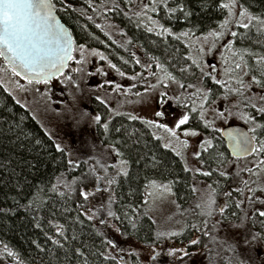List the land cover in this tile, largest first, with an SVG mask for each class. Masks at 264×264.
I'll return each mask as SVG.
<instances>
[{"label":"trees","instance_id":"1","mask_svg":"<svg viewBox=\"0 0 264 264\" xmlns=\"http://www.w3.org/2000/svg\"><path fill=\"white\" fill-rule=\"evenodd\" d=\"M52 2L62 21L69 27L74 45L95 46L117 68L130 72L139 69L135 58L139 55L146 60L156 61L162 74L183 83L199 75L198 64L193 62L190 55L193 38L204 37L220 29V24L228 17V9L219 7L220 3H227L228 0H210L209 6L204 9H201L200 0H186L187 9L193 13L191 19L196 22L194 28L180 13L169 14L162 5L152 12L150 8L145 11L144 7L140 11L131 10L133 0ZM181 2L169 0V6L176 7ZM146 4L150 5L151 0L144 1L143 5ZM237 4L239 10L243 6L252 15L264 19V0H237ZM105 20L121 28V44L100 27L99 22ZM237 20L234 17L232 21L238 36L232 37L231 55L236 53L234 56L240 61L243 57V63L247 65L245 70L252 77L255 76L260 81L257 85L262 87L264 72L258 58L264 56V30L258 31L255 23L249 29L242 28ZM161 25L171 29V35H158ZM149 27L153 31H148ZM190 28L192 35H180ZM135 49L136 53L133 51ZM181 62L190 66L189 74L179 70ZM0 63L10 72L1 57ZM211 81L203 77V82L209 85V96L217 89V84ZM96 105L101 120L94 126L95 137L111 146L119 159L126 161L125 170L116 176L112 185L111 211L115 217H119H111L113 224L109 221L103 199L97 192L90 191L94 184V172L88 162L74 156L72 148L62 145L58 135L46 130L30 109L4 87L0 79V209L6 210L0 211V264H144L132 249L128 251V245L134 246L133 243H136L142 250L141 254L146 255L165 238L160 235L162 230L159 231L156 222H153L149 205L143 198L152 180L167 182L175 194L182 224L180 231L176 232L179 234L174 236L175 240L178 238V242H188L195 236L205 259L209 253L215 256L211 260L215 264H247L241 253L233 250L225 252L223 246L220 248L217 243L212 246L214 237L208 231L212 225L208 223V218L204 219L207 221L202 220V214L190 206L193 197L191 173L184 171L185 165L179 155L157 139L158 136L154 135L151 126L144 123L145 120L131 119L123 113L110 116L102 103ZM103 110L106 114L101 112ZM194 112L186 125L200 132H210L213 145L207 151L201 149L198 159L204 169L212 173L206 177L216 189L215 193L227 199L223 214L219 209L215 213L224 216L225 210L234 208V218L238 220V211L244 206L246 187L255 176L257 180L262 177L260 172L264 170V163L261 161H264V156L259 153L245 158L231 156L221 138V129L210 131L200 119L194 118ZM248 112L255 119L252 127L255 132L250 133L264 140V118L252 107H248ZM105 124L108 125L107 130ZM243 125L247 124L243 122ZM231 159L236 161V165L228 170L226 165ZM221 171L226 175L221 176ZM251 189L254 195L257 190ZM83 190L92 194L88 200L80 195ZM227 192L232 195L226 196ZM258 198L262 200L264 197ZM30 201L34 203L25 209L23 205H28ZM237 203L239 207H236ZM259 208L262 209L261 205L253 204L249 211L259 213ZM93 211L96 212L95 216ZM101 219L104 223H101ZM37 224L40 226L37 227ZM57 225L63 226L62 235ZM205 232L208 234L205 235ZM115 235L124 243L117 242ZM256 236L264 244V236L260 232ZM109 239L118 245V249L107 244ZM219 248L223 250L219 252ZM9 251L14 255H8ZM109 256L115 259H106Z\"/></svg>","mask_w":264,"mask_h":264},{"label":"rangeland","instance_id":"2","mask_svg":"<svg viewBox=\"0 0 264 264\" xmlns=\"http://www.w3.org/2000/svg\"><path fill=\"white\" fill-rule=\"evenodd\" d=\"M144 1L146 0H133L134 7H131V10L140 11L144 7ZM233 13V17L230 18L231 23L227 26L222 38L217 39L209 35L193 38L190 55L199 65V75L184 83L172 76L162 74L156 61L146 60L139 55L135 57L136 61H140L139 69L134 72L121 70L125 73L122 77L115 69L109 67V63L112 64V62L103 51L95 46L83 44L73 45L74 59L69 61L61 75H57L47 84L30 83L14 74L11 69L9 72L2 63H0V79L4 87L19 99L20 103L30 109L46 130L58 135L62 145L69 146L75 151L74 156L88 162L94 172V184L90 191L98 193L108 212L113 202V183L109 184L108 180L116 178L122 166L125 170V164L122 165L123 160L115 155L111 146L103 144L95 137L94 126L97 123L95 117L99 115L97 103H102L110 116L123 113L137 119L169 123L170 126L173 123V117L179 118L183 114L190 116L195 109L194 118L200 119L210 131H219L227 125L243 124V122L247 124L248 130L253 127L254 124L247 119L248 107H251L253 103L257 108L264 107V100L261 99L264 97V87L253 82L252 75L245 68L235 72L230 71L238 58L231 55L226 45L233 39L231 32L235 31L232 23L234 17L240 19L238 4L233 9ZM246 20L245 18L243 22L246 23ZM99 23L115 42L119 44L123 42L120 35L121 28L116 24L109 20ZM215 31H222V29ZM205 37L207 39H204ZM80 45L84 46L83 55H81ZM133 51L136 53V49ZM94 52L96 54H93ZM100 54L106 59L101 60ZM79 60H82V63H77ZM238 62L241 61L238 59ZM180 64V71L183 69L185 74L191 72L188 64L185 62ZM97 68H102L106 74H98ZM75 69L80 70L75 71ZM204 73H210V75H204ZM203 77H208L212 80L211 82L217 84L216 93L209 96V85L203 82ZM217 80L219 83L216 82ZM116 84L121 85L119 90H114ZM205 94L208 96L207 100L203 99ZM157 111L164 115L155 117L154 113ZM220 113L225 115L220 116ZM152 129L161 143L176 152L185 167L189 169L193 193L190 206L202 214V220L208 218V223L212 225L208 230L214 237L212 246L217 243L220 248L223 246L225 252L233 250L241 253L247 264H264V244L256 236L259 232L264 236V218H260L256 212L249 211V207L253 204L261 205L262 209H257L258 212L264 210V204H261V199L258 198L264 197V170L260 172L261 178L258 177L257 180L255 176L254 180H250L249 187H246L243 194L244 209L239 208L238 220L234 218L233 213L236 210L234 208L230 211L225 210L224 216L218 212L211 216L206 215L210 198H214L218 206L227 205L224 195H217L212 191L214 188L207 177L202 175L207 170L194 155L196 151H201L200 145L203 140H210V132H200L184 125L176 130L177 137H172L164 129L155 127ZM186 130H195L199 136L186 137L183 135ZM184 140L188 142L186 147L183 144ZM235 165L236 161L231 159L227 162L226 169H234ZM165 186L169 190L166 191ZM251 188L257 190L254 195L252 191H249ZM110 198L111 203H109ZM143 198L149 205L153 222H156L159 231L162 230L160 235L165 238L153 246L149 254L142 255L140 247L133 242L135 247L129 244L128 251L132 249V252L142 258L144 264H215L211 261L212 258L215 259V256H210L208 253L205 259L203 249L198 244L190 243L192 239L188 242H178V238L175 240L174 236L170 235L180 231L182 224L179 220L178 212L181 211L178 210L175 194L167 182L152 180L147 185ZM261 201H264V198ZM218 209L219 207H215V211ZM248 211L250 215L247 214ZM92 214L95 216L96 212L93 211ZM109 221L113 224V218L110 217ZM115 239L121 244L124 243L120 242L116 235ZM220 248L219 252L223 250ZM185 252L187 255H184Z\"/></svg>","mask_w":264,"mask_h":264},{"label":"snow or ice","instance_id":"3","mask_svg":"<svg viewBox=\"0 0 264 264\" xmlns=\"http://www.w3.org/2000/svg\"><path fill=\"white\" fill-rule=\"evenodd\" d=\"M210 0H200L201 9L207 8L209 6ZM162 5L163 9H165L169 14L180 13L184 20L187 21L192 27L196 26V22L191 19L193 16L192 11L188 10L186 7V0H182L181 3H178L176 7L169 6V0H151L150 5H144L145 11L149 8L152 12H156L158 6ZM71 5H69L70 7ZM237 6V0H228L227 3H220L219 7L221 9H228V17L229 19H225L220 24V29L222 31H213L209 32L208 35L215 37L217 39L222 38L225 35V31L227 30V26L231 23V17H233V9ZM118 7V6H117ZM55 5L52 0H0V56H4L7 58L9 64L12 66V70L14 74L20 75L23 73L26 77L29 78V82L31 83L33 80L36 83L43 82L47 84L51 78L57 75H61L63 69L67 67L68 61L74 59L73 52L75 51L73 47V41L69 34L64 30V28L56 22V17L53 15V10ZM240 19L236 22L237 24L245 29H249L254 23L259 30H264V19H261L258 16L252 15L243 6H240ZM247 19V23L243 22L244 19ZM156 23V22H154ZM161 27V32L158 35L169 34L171 35V29ZM148 31H153V28L149 27ZM181 36H189L192 35V29L189 31L182 32ZM232 37L238 36V33L235 31L231 32ZM179 38V37H178ZM204 39H207L205 37ZM214 46V44H213ZM81 55H83V45H80ZM229 51L232 50V41H229V44L226 45ZM203 51V49H200ZM93 54H96L95 52ZM236 53H233L235 55ZM100 59L105 60L102 54H100ZM195 63V61H193ZM77 63H82V60L77 61ZM127 63V62H125ZM137 64L140 63L139 60L136 61ZM258 63L261 65V70L264 72V56H260L258 58ZM199 66V65H197ZM109 67L115 69L120 76H124L125 73L116 67L115 64L109 63ZM157 67H160L157 65ZM247 65L243 63V57L241 56V62L234 63V66L230 69L231 72H235L236 70H242L246 68ZM80 69H75V71H79ZM214 70V66H213ZM183 71V69H182ZM96 72L98 74H106L102 68H97ZM204 75H210V73H204ZM130 79H135V77H130ZM213 79H215L213 77ZM253 82L260 83V81L256 80V77L253 76ZM219 83V81H216ZM106 83H111V81H106ZM242 84V82H240ZM183 87V85H181ZM191 87V86H189ZM264 87V85H262ZM121 88L120 84L115 85L114 90H119ZM231 90V89H230ZM239 91V89H237ZM161 95H165V93H161ZM99 99V98H98ZM203 99L207 100L208 96L205 94ZM264 100V97H261ZM253 109H256L257 112L261 114V117L264 118V107L257 108L256 104H251ZM195 111V109H193ZM162 112H155V117L163 116ZM224 113H220V116H224ZM203 116V113H201ZM131 119H137V117H130ZM95 119L97 121L101 120L100 116H96ZM249 122L255 124V119L252 116L247 117ZM172 125L169 123H157L154 120H145L144 123L149 126L155 127L157 129H164L167 131L172 137H177V129H180L181 126H184L189 121V116L187 114L181 115L179 118H172ZM207 127V125H206ZM256 127H261L260 125H256ZM105 130H107L108 125H104ZM250 132H255V128L249 129ZM184 136L196 137L199 136V133L195 130H186L183 133ZM231 135V134H230ZM159 139V137H157ZM187 140L183 141L184 146H187ZM212 142L211 140H203L201 142V149L207 151L208 148H211ZM167 147V145H165ZM234 153H259L261 156H264V140H260L255 136L249 137L243 134H238L235 138V144L233 148ZM194 155L197 158L201 157L200 151H196ZM264 163V161H261ZM126 164V161L122 162V165ZM155 164V161H154ZM120 171H124L123 166ZM120 171L117 172V175L120 174ZM184 171H189L187 167H185ZM199 171V169H197ZM250 171V170H249ZM125 174H127L125 172ZM204 176H211V172H203ZM221 176H225L226 173L224 171L220 172ZM109 184L115 183V178L108 180ZM66 187H70V185H65ZM211 187V186H209ZM53 190H55V186H53ZM165 190H169L167 186H165ZM99 191V189H97ZM213 192L216 189H212ZM252 191V189H249ZM63 195V193H61ZM80 195L88 200L89 196L92 195L86 190L80 192ZM226 196H231V192L225 193ZM255 202V201H253ZM34 201H30L28 205H23L25 209H29L31 204ZM111 203V198L109 200ZM261 204H264V201H260ZM19 206V205H17ZM240 205L237 203L236 207ZM208 211L205 213L206 215H214L215 207H219V211L221 214L224 212V208L227 205L218 206L216 204V200L214 198H210L208 201ZM0 211H6L0 209ZM107 215L110 217H115V214L110 210H108ZM260 218H264V211H259L258 213ZM92 217L90 216L89 219ZM119 219V217H115ZM101 223H104V220H101ZM40 225L37 224V227ZM135 228V224L132 225ZM63 226L57 225V230L60 231L61 235ZM119 232V228L116 229ZM179 233H170V235H178ZM208 233L205 232V235ZM191 244L196 245L198 240L192 239L190 241ZM107 244L111 247H118L117 244L113 242V240H107ZM8 255L12 256L14 253L8 252ZM184 255H187L185 252ZM106 259H115V257H106Z\"/></svg>","mask_w":264,"mask_h":264},{"label":"water","instance_id":"4","mask_svg":"<svg viewBox=\"0 0 264 264\" xmlns=\"http://www.w3.org/2000/svg\"><path fill=\"white\" fill-rule=\"evenodd\" d=\"M53 15L56 17V22L64 28V30L69 34V36L71 37V39L73 41V37H72V34L70 32L69 27L62 21V19L60 18L59 14L57 13L55 8L53 10ZM73 45H74V42H73ZM0 57L6 63V65L12 70V66H11V64H9L7 58L4 57V56H0ZM68 63H69V61H68ZM64 69H63V71H64ZM19 76L21 78L29 81V78L26 77L23 73H21ZM54 77H56V76H54ZM53 78H51V79H53ZM32 82H35V81L33 80ZM238 134H243V135H246V136H249V137L253 136L250 133V131L246 128V126H244L243 124H230V125H227V126L223 127L220 130L221 138L224 140L225 146H226V148L228 150V153L231 156L236 157V158L248 157V156H250L252 154L251 151L249 153H234V151H233L234 144H235V138L238 136Z\"/></svg>","mask_w":264,"mask_h":264},{"label":"flooded vegetation","instance_id":"5","mask_svg":"<svg viewBox=\"0 0 264 264\" xmlns=\"http://www.w3.org/2000/svg\"><path fill=\"white\" fill-rule=\"evenodd\" d=\"M73 37V36H72Z\"/></svg>","mask_w":264,"mask_h":264}]
</instances>
